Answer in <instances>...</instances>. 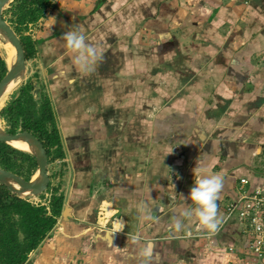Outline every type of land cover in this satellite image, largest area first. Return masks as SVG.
Returning a JSON list of instances; mask_svg holds the SVG:
<instances>
[{"label": "crops", "instance_id": "crops-1", "mask_svg": "<svg viewBox=\"0 0 264 264\" xmlns=\"http://www.w3.org/2000/svg\"><path fill=\"white\" fill-rule=\"evenodd\" d=\"M51 3L24 32L35 48L26 65L51 103L55 195L72 217L60 214L24 264L254 260L227 208L241 178L264 188V0ZM69 31L102 53L90 73L72 65ZM196 166L223 177L215 235L181 215Z\"/></svg>", "mask_w": 264, "mask_h": 264}, {"label": "trees", "instance_id": "trees-1", "mask_svg": "<svg viewBox=\"0 0 264 264\" xmlns=\"http://www.w3.org/2000/svg\"><path fill=\"white\" fill-rule=\"evenodd\" d=\"M51 0H13L4 12L8 22L19 34L26 59L35 54L34 42L24 34L28 24L37 22ZM7 69L0 54V79ZM33 85L27 82L20 88L19 95L1 110V116L10 122L9 132L27 130L44 144L48 154L56 147L57 157H62L60 135L55 126L51 103L44 98L37 108L32 95ZM31 157L8 144L0 142V160L10 166L16 164V156ZM33 164L36 165L32 157ZM15 162V163H14ZM5 188V187H4ZM63 206V196L53 195L49 209L45 205H33L27 199L12 195L9 190L0 191V264H24L28 254L38 247L56 223ZM17 216V219H14ZM22 235V238L21 236Z\"/></svg>", "mask_w": 264, "mask_h": 264}, {"label": "water", "instance_id": "water-1", "mask_svg": "<svg viewBox=\"0 0 264 264\" xmlns=\"http://www.w3.org/2000/svg\"><path fill=\"white\" fill-rule=\"evenodd\" d=\"M12 1L0 0V36L15 48V58L10 64L6 63V72L0 79V100L22 83L27 72L25 50L21 38L4 17V11ZM14 141L25 142L29 146L30 153L36 161L38 176L36 179L31 177L26 180L21 175L0 167V184L5 186L12 195L22 199H33L41 195L48 188L50 182L47 149L32 132L23 130L12 133L0 125V142L10 145ZM61 216L66 221L70 220L72 217L71 208L65 206L61 211Z\"/></svg>", "mask_w": 264, "mask_h": 264}, {"label": "clouds", "instance_id": "clouds-1", "mask_svg": "<svg viewBox=\"0 0 264 264\" xmlns=\"http://www.w3.org/2000/svg\"><path fill=\"white\" fill-rule=\"evenodd\" d=\"M65 47L73 54L72 65L81 73H90L98 61L102 60V53L88 43L84 35L78 31H69L63 35ZM195 176L194 186L190 189L187 201L191 202L189 208L181 213L184 217H197L199 224L207 229L210 235H215L219 230L221 220L218 218L217 200L223 187V177L212 174L206 167L196 166L193 169ZM182 222L177 219L176 230H180Z\"/></svg>", "mask_w": 264, "mask_h": 264}, {"label": "built area", "instance_id": "built-area-1", "mask_svg": "<svg viewBox=\"0 0 264 264\" xmlns=\"http://www.w3.org/2000/svg\"><path fill=\"white\" fill-rule=\"evenodd\" d=\"M34 28L33 23L28 24ZM249 180L241 178L238 185V198L232 202L227 212L234 214L247 234V247L258 264H264V188L248 191ZM38 199L37 197L32 200ZM30 201L33 205H46L48 200Z\"/></svg>", "mask_w": 264, "mask_h": 264}, {"label": "rangeland", "instance_id": "rangeland-1", "mask_svg": "<svg viewBox=\"0 0 264 264\" xmlns=\"http://www.w3.org/2000/svg\"><path fill=\"white\" fill-rule=\"evenodd\" d=\"M8 7H9V5L6 7V9ZM6 9H5V11H6ZM4 17L8 21V17L9 16L8 15H4ZM32 29H34V28H32ZM0 54L2 55V57L4 59L7 56V54L5 53L3 47H1V46H0ZM5 61H7V60L5 59ZM34 68H35V66H33L30 63V61L28 60L27 72H26L24 80L22 81V83L18 87L12 89L6 95V98L4 99V101L2 103V106L0 108V113H1V110L4 107H6L8 104H10L19 95L20 88L23 85H25L27 82H31L32 83L34 81V79L36 78L34 76V74H35ZM35 92L36 91L34 90V86H33L32 95H33L34 100L36 101V106L38 108L44 98L40 97L39 94L37 92L36 93ZM0 125L5 130L10 129V122H9L8 118H5V117L1 116V114H0ZM11 147H13V146H11ZM15 149H17V148H15ZM17 150H19V149H17ZM19 151H22L23 153H27L30 156H32V154L29 153V152H26V151H23V150H19ZM15 162H16V164H14L15 171L18 174H20L21 176H23V177H30L31 178V176H33V174L37 170V165L33 164L32 157H27L26 160H25V159H22L20 157V154H19L18 156H16V161ZM59 169H60V164H59L58 161H56V152H55V150H52V153L50 154V158H49V161H48V171H49V175H50V182H49L48 188L41 195L37 196L38 199H36V200H32V198H26V199L32 200V201H37V200H42V201L46 200L47 201L48 199L52 198L53 195H55L56 189H58V186H57L58 183H57L56 178L58 176L57 172L59 171ZM106 214H107V212H106ZM14 219H17V216H14ZM97 220H102V218L96 219V223L95 224H97ZM20 236L22 238V235H20ZM228 264H233V263H228ZM246 264H258V263H256V262L254 263V260H250V261H246Z\"/></svg>", "mask_w": 264, "mask_h": 264}, {"label": "bare ground", "instance_id": "bare-ground-1", "mask_svg": "<svg viewBox=\"0 0 264 264\" xmlns=\"http://www.w3.org/2000/svg\"><path fill=\"white\" fill-rule=\"evenodd\" d=\"M0 46L3 47L5 53L7 54L6 56V63L7 64H10L11 61L15 58V48L10 44V42H8L5 38L1 37L0 36ZM6 98V95H4L1 100H0V108L2 106V103L4 101V99ZM11 146H13L14 148H17L19 150H23V151H26V152H29L31 151V149L29 148V146L25 143V142H20V141H14L10 144ZM38 176L37 172H35L33 174V179H36ZM108 213V212H107ZM108 215V214H106Z\"/></svg>", "mask_w": 264, "mask_h": 264}, {"label": "flooded vegetation", "instance_id": "flooded-vegetation-1", "mask_svg": "<svg viewBox=\"0 0 264 264\" xmlns=\"http://www.w3.org/2000/svg\"><path fill=\"white\" fill-rule=\"evenodd\" d=\"M7 131H9V129L7 130ZM18 131H23V130H20V129H18ZM46 148V147H45ZM48 153V152H47ZM31 157H33V155L31 156ZM34 158V157H33ZM49 158H50V154H48V161H49ZM34 160H35V158H34ZM36 162V161H35ZM0 167L1 168H4V169H7V170H10V171H13V172H15V173H17L16 171H15V167L13 166H10V165H8L7 163H4V162H2L1 160H0ZM18 174V173H17ZM20 175V174H19ZM23 177V176H22ZM31 177H33V176H31ZM24 179H26V180H29L30 179V177H23ZM5 186H3V185H1L0 184V191L2 190V189H7L6 187L4 188ZM8 190V189H7ZM51 199V198H50ZM49 199V200H50Z\"/></svg>", "mask_w": 264, "mask_h": 264}]
</instances>
